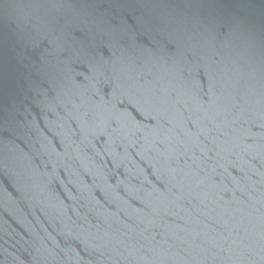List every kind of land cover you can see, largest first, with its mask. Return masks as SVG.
Masks as SVG:
<instances>
[{"label":"water","instance_id":"95a60500","mask_svg":"<svg viewBox=\"0 0 264 264\" xmlns=\"http://www.w3.org/2000/svg\"><path fill=\"white\" fill-rule=\"evenodd\" d=\"M0 264H264V0H0Z\"/></svg>","mask_w":264,"mask_h":264}]
</instances>
